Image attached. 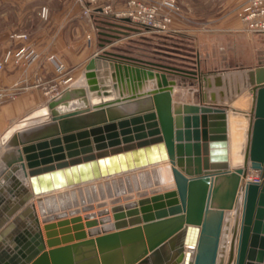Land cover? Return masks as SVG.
<instances>
[{
	"label": "water",
	"instance_id": "water-1",
	"mask_svg": "<svg viewBox=\"0 0 264 264\" xmlns=\"http://www.w3.org/2000/svg\"><path fill=\"white\" fill-rule=\"evenodd\" d=\"M247 76L237 100L177 102L93 56L0 137V264H264V67Z\"/></svg>",
	"mask_w": 264,
	"mask_h": 264
},
{
	"label": "crops",
	"instance_id": "crops-1",
	"mask_svg": "<svg viewBox=\"0 0 264 264\" xmlns=\"http://www.w3.org/2000/svg\"><path fill=\"white\" fill-rule=\"evenodd\" d=\"M245 1L230 0L236 6L233 8L234 12L212 20L209 26L216 34L222 33L219 45L217 39L214 45L215 50L220 49L221 56L216 58L210 55L209 36H204L205 42H199L198 46L204 44L205 69L200 68V53L197 51V78L185 73L195 71L183 69L179 72L182 79H196L194 83L198 87L188 97L173 100L199 102L203 99L216 103H228L234 98L237 100L239 93L248 85L247 71L258 65L264 67V34L245 32L237 15V10ZM41 7L48 10L46 19L40 16ZM94 18V14L89 18L81 16V4L77 0H0V58L7 49L18 52L22 47L28 46L31 50L22 61L16 63L11 60L0 72L1 85L9 87L17 83L23 87L18 96L1 106L0 132L45 105L47 97L39 86L34 85L35 82H48L59 76H70L72 83L85 71V65L95 54L101 56L104 43L99 39H105L100 36L103 31L93 28ZM120 27L122 28L115 30L130 29L126 25ZM21 33L26 37L14 36ZM51 55L55 60L49 59ZM57 62L63 64L62 72L56 69ZM67 87V84L63 85L61 90ZM174 91L175 85L173 94Z\"/></svg>",
	"mask_w": 264,
	"mask_h": 264
},
{
	"label": "rangeland",
	"instance_id": "rangeland-1",
	"mask_svg": "<svg viewBox=\"0 0 264 264\" xmlns=\"http://www.w3.org/2000/svg\"><path fill=\"white\" fill-rule=\"evenodd\" d=\"M77 2L79 3L78 0ZM137 2L146 6H156L157 19L162 20L166 18L168 21H165V23L161 22L163 27L151 30L141 24L128 23V21L115 17L112 13H103L96 8L92 9L89 7L90 11L86 14L82 4L81 16L89 18L94 14L93 28L96 30L98 28L103 31L100 32V36L104 37L105 41L99 39V41L104 43L102 44L101 55H106L108 58L120 62L149 67L159 73L160 80L163 84L170 79L175 80L173 98L182 100L183 97H188V94L194 88L198 87V85L194 83L196 79L192 77L190 80H188V77L182 79V75L179 72L183 69L192 70L196 73L192 74L188 71L185 73L195 75L197 78V51L200 53V68L202 70L205 69L203 64L205 53V50H203L204 44L198 46L199 42H205L204 36H209L208 49L210 55L216 58L221 56L220 49L215 50L214 45L216 44L215 39H217V44L219 45L222 33L216 34L215 30L209 25H211L210 23L213 19H219L234 12L233 8L236 6L231 4L230 0H137ZM110 3L112 5V12H114L125 8L128 0H110ZM98 20H104V22ZM121 25L130 27V29H123L126 31V34L119 33L115 30L121 29ZM244 31L250 34H264ZM97 35L99 34L97 33ZM226 41L223 40L225 43ZM106 49L107 51H105ZM105 52H112L118 55H108L104 54ZM52 60L55 59L53 58ZM66 84L68 86L71 84V77L69 81L61 85V88ZM155 86L156 81L154 78L146 80L143 84V87H149V89ZM47 99L49 98L47 97ZM12 125L14 123L10 124L3 132H0V137ZM164 162H161V164H164ZM247 174L250 179L253 177L252 170H249Z\"/></svg>",
	"mask_w": 264,
	"mask_h": 264
},
{
	"label": "built area",
	"instance_id": "built-area-1",
	"mask_svg": "<svg viewBox=\"0 0 264 264\" xmlns=\"http://www.w3.org/2000/svg\"><path fill=\"white\" fill-rule=\"evenodd\" d=\"M80 4L84 6V12L88 14L90 11L89 7L98 9L103 13H112L115 17L124 19L127 18L128 22L134 24H141L147 29L155 30L157 28L163 27L161 22L168 21V19L163 18L162 20L157 19V7L156 6H146L140 4L137 0H128V4L125 8L116 10L112 12V5L110 0H78ZM48 15V10L46 7H41L40 16L46 19ZM237 15L243 23V29L248 32L253 33H264V0H246L244 5L237 10ZM14 36L26 37L25 34H15ZM31 52L28 46L22 47L18 52H13L11 49L5 50L0 58V72L6 64L11 60L14 62H20L27 57V53ZM49 59H53V56H49ZM57 70L59 72L63 71V64L57 63ZM70 80V77L63 78L59 76L54 80L48 82L37 81L34 83L35 86H39L43 94L52 98L60 94L61 85ZM23 87L15 83L12 86H1L0 85V108L7 101L13 99L16 94L21 91ZM258 174V173H257ZM254 174V181H259L260 176ZM252 181V180H250Z\"/></svg>",
	"mask_w": 264,
	"mask_h": 264
},
{
	"label": "bare ground",
	"instance_id": "bare-ground-1",
	"mask_svg": "<svg viewBox=\"0 0 264 264\" xmlns=\"http://www.w3.org/2000/svg\"><path fill=\"white\" fill-rule=\"evenodd\" d=\"M119 33H121L120 31H118ZM123 34H126V32L125 33H123ZM118 36V35H117ZM96 56H98V55H96ZM152 85V84H151ZM149 86V85H148ZM144 89L143 90H145L146 91V89H149V87H143ZM250 169H248L247 170V172H246V174H245V176H243L242 178H243V180L244 181H248V180H252V181H254V178L252 177L251 179H250V177L248 176V171H249ZM258 172L256 171V170H252V174L254 175V174H257ZM257 175H259V174H257Z\"/></svg>",
	"mask_w": 264,
	"mask_h": 264
},
{
	"label": "trees",
	"instance_id": "trees-1",
	"mask_svg": "<svg viewBox=\"0 0 264 264\" xmlns=\"http://www.w3.org/2000/svg\"><path fill=\"white\" fill-rule=\"evenodd\" d=\"M127 23V22H126ZM129 23V22H128Z\"/></svg>",
	"mask_w": 264,
	"mask_h": 264
}]
</instances>
